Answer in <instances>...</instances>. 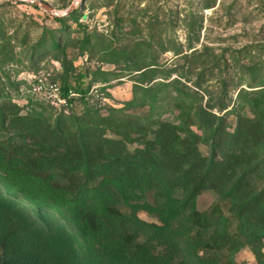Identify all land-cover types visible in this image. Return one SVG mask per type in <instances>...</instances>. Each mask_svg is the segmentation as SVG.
Returning a JSON list of instances; mask_svg holds the SVG:
<instances>
[{
	"label": "trees",
	"instance_id": "obj_1",
	"mask_svg": "<svg viewBox=\"0 0 264 264\" xmlns=\"http://www.w3.org/2000/svg\"><path fill=\"white\" fill-rule=\"evenodd\" d=\"M78 12L56 20L83 27ZM89 43L85 36L82 49ZM63 65V95L68 106L81 101L83 113L51 124L0 105V124L10 118L20 138L0 141V264H238L246 247L264 264V106L260 115L236 113L233 132L225 123L234 109L218 116L181 107L177 123L101 116L83 76L72 62ZM146 68L137 71L145 76ZM252 94L263 105L264 88L238 96ZM206 191L230 204V217L221 203L197 208ZM141 211L157 222L141 220Z\"/></svg>",
	"mask_w": 264,
	"mask_h": 264
},
{
	"label": "rangeland",
	"instance_id": "obj_2",
	"mask_svg": "<svg viewBox=\"0 0 264 264\" xmlns=\"http://www.w3.org/2000/svg\"><path fill=\"white\" fill-rule=\"evenodd\" d=\"M39 1L63 12L77 0ZM77 8L83 27L72 20L63 24L24 1L0 0V105L7 113L17 106L19 116H41L51 124L61 114L83 113L79 100L72 107L56 106L32 90L37 76L62 88L66 60L83 76L87 101L101 116L177 123L181 107L204 108L218 116L234 109L225 123L233 132L236 113L260 115L264 103L257 106L256 95H238L264 88V0H81ZM85 36L90 43L82 49ZM53 40L60 42V50L52 47ZM71 82L79 85L74 77ZM222 103L228 106L223 113ZM16 126L10 118L0 124V141L19 142ZM201 150L208 154L209 146L201 145ZM258 186L264 187V166ZM148 200L154 202L152 193ZM217 203L230 217V204L220 202L214 191L201 194L197 208L204 212ZM138 215L157 222L145 211ZM235 260L258 264L248 247Z\"/></svg>",
	"mask_w": 264,
	"mask_h": 264
},
{
	"label": "built area",
	"instance_id": "obj_3",
	"mask_svg": "<svg viewBox=\"0 0 264 264\" xmlns=\"http://www.w3.org/2000/svg\"><path fill=\"white\" fill-rule=\"evenodd\" d=\"M32 90L36 94H44L53 105H68L67 98L63 95L62 88L56 82H50L37 76L35 78ZM72 96H79V94L73 93Z\"/></svg>",
	"mask_w": 264,
	"mask_h": 264
},
{
	"label": "water",
	"instance_id": "obj_4",
	"mask_svg": "<svg viewBox=\"0 0 264 264\" xmlns=\"http://www.w3.org/2000/svg\"><path fill=\"white\" fill-rule=\"evenodd\" d=\"M19 1H24V2H27L29 4L35 5L37 7H40V8H42L48 12L53 13L56 16L65 17V16H68L71 12H73L79 6L81 0H77L75 3H73L69 8H67L63 12H58L52 6L46 4L42 1H39V0H19ZM85 17L86 16H84V19H85Z\"/></svg>",
	"mask_w": 264,
	"mask_h": 264
}]
</instances>
